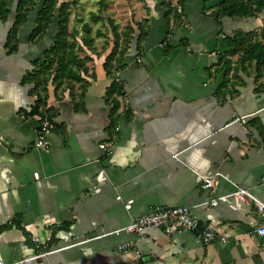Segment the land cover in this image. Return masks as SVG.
<instances>
[{
    "label": "crops",
    "instance_id": "obj_1",
    "mask_svg": "<svg viewBox=\"0 0 264 264\" xmlns=\"http://www.w3.org/2000/svg\"><path fill=\"white\" fill-rule=\"evenodd\" d=\"M161 2L144 0L134 17L145 20L146 35L139 51L131 45L114 67L124 95L113 116L106 101L112 80L103 67L111 41L101 53V36L93 43L101 55L88 51L87 86L78 84L74 94L47 86L45 105L56 128L45 149L33 144L36 97L21 81L52 32L30 44L28 29L13 54L0 40V262L264 264V237L256 232L264 220L252 200L204 205L234 184L264 204V90H255L264 79L242 75V84L233 68L223 87L220 60L234 67V58L214 8L187 0L174 22ZM170 5L178 7L176 0ZM240 27L222 22L229 36ZM110 37L108 31L103 40ZM216 172L227 179L202 187V177ZM157 206L189 207L200 229L210 225L229 237L203 244L196 233L175 228L116 232ZM126 242L136 243L139 256L119 252Z\"/></svg>",
    "mask_w": 264,
    "mask_h": 264
},
{
    "label": "trees",
    "instance_id": "obj_2",
    "mask_svg": "<svg viewBox=\"0 0 264 264\" xmlns=\"http://www.w3.org/2000/svg\"><path fill=\"white\" fill-rule=\"evenodd\" d=\"M186 2L187 0H176V4L180 8V11H178L176 7L162 0L161 4L166 8L164 16L167 19L171 16L174 22H178L181 15H183ZM211 2L212 4L207 6ZM202 3V10L204 11L214 8V19L220 27L219 33H223V40L230 47L227 54L231 56L240 53L237 60L239 67L236 66L237 68L231 66L230 59L221 58L222 64L219 71H222L223 74V87L226 85L228 75L233 68L234 78L242 84H244L242 75L253 77L254 83H257L260 78L264 79V42L262 41L264 39V27L259 38H256L254 29L245 30L240 27L234 30L232 36L225 34L222 30L224 20H231L243 25L245 20L256 19L264 13V0H202ZM68 6L67 1L58 2V0H0V25L9 24L3 38V46L7 50L6 54H13L18 51L21 43L20 32L27 24L31 23L32 25L26 34L27 42L36 44L51 32L52 26L55 24L54 20H56V28L50 44L32 61V70L27 72L21 81L23 84L31 86L30 93L36 97L33 108L36 114L38 106L46 103L47 86L49 84L53 85L55 83L53 85L55 91L61 85L63 78L78 81L79 86L82 88L88 84V82L83 81L81 73H87L85 63L90 60V57L87 55L84 57L78 56L75 47L77 46L79 51L82 47L93 51L91 48L94 38L91 37V29L85 26L86 36L81 39L82 47L74 41L69 42L66 40ZM143 22L145 23V20L134 22V27L127 26V31L124 32V35L128 36L129 48L134 44L137 51L140 49L141 40L146 35ZM110 24H113V21L110 20ZM97 34L96 32L95 35ZM112 34L114 39L111 41V48L105 56L103 67L112 80L106 90V101L111 104L110 111L113 116L118 109L117 97L124 95L123 87L115 73L117 68H114L113 61H115V56H118L116 61L120 64L128 48L117 52V40L120 34L113 25ZM55 58L56 68L51 82H48V79L43 78V75L47 70H50ZM113 69L116 71H113ZM255 90H264V80L256 84Z\"/></svg>",
    "mask_w": 264,
    "mask_h": 264
},
{
    "label": "rangeland",
    "instance_id": "obj_3",
    "mask_svg": "<svg viewBox=\"0 0 264 264\" xmlns=\"http://www.w3.org/2000/svg\"><path fill=\"white\" fill-rule=\"evenodd\" d=\"M67 1L69 6L67 9V18L68 21L66 23V40L67 41H74L77 45L81 46V39L82 37L86 36L84 28L91 29L92 32L98 34L94 36V40L98 39L97 37L101 36L100 40L103 43H100L102 47L101 53L104 52V49L108 46L109 42L114 39L112 34V25L116 27L120 36L117 40V52L121 50H125L129 48L128 44V36L124 35V32L127 31V26L134 27V17L137 15L141 7H144V0H58V2ZM166 3H171L172 0H163ZM216 1V0H215ZM110 20L113 21V24H110ZM56 24V20H54ZM55 24H53V29H51V35L55 30ZM8 25H0V40L4 38L6 33V29ZM31 23L27 24L20 32V34L25 33L29 28H31ZM144 26V23H143ZM245 30L254 29L256 38H259L262 33V28L264 27V13L259 15L256 19L253 20H245L243 25H240ZM110 31L111 37L109 39L103 40V37L106 36V33ZM88 37L90 35H87ZM103 36V37H102ZM87 37V38H88ZM264 42V39L262 40ZM78 56L84 57L89 56L88 51L92 53L99 54L96 51V47L92 44L93 51L89 48L82 47L81 51L75 47ZM240 53L232 55L234 66H238V58ZM118 56H115V61H113V66L118 67L119 62H117ZM56 58L53 61V65L51 66L50 70H47L43 78L48 79V82H51V78L54 74L56 68ZM237 68V67H236ZM115 69H113L114 71ZM86 75V74H85ZM82 76V73H81ZM262 82V81H261ZM55 84V83H54ZM53 84V85H54ZM80 84L78 81H73L69 79H62L61 85L57 88V92H67L74 94L77 85Z\"/></svg>",
    "mask_w": 264,
    "mask_h": 264
},
{
    "label": "built area",
    "instance_id": "obj_4",
    "mask_svg": "<svg viewBox=\"0 0 264 264\" xmlns=\"http://www.w3.org/2000/svg\"><path fill=\"white\" fill-rule=\"evenodd\" d=\"M177 10L180 11L179 6ZM37 126H36V138L33 142L36 148H48L49 142L46 138L47 133L54 130L56 128L55 122L49 115L48 108L46 105H39L37 108ZM242 123L246 122V117L242 116L237 118ZM99 147L107 151V144L101 143ZM37 178V175H35ZM220 179H227L221 173H214L210 176L202 177V187L204 188H212ZM228 197H234L238 200H252L254 203V207L258 212L259 216L264 220V204L258 201L245 187L234 184L233 190L226 195L215 196L210 200L204 203V205L214 206L219 201L225 200ZM132 200H128L125 202V206L129 207ZM175 228L181 231L194 232L197 234L198 238L202 241L203 244H209L213 241L220 240L222 242L227 241L229 235L226 232H218L212 226L207 225L204 228L200 229L198 218L192 213L191 208L179 206V207H164L157 206L148 209L145 213L133 218L131 222L125 227L117 230L124 231L127 233H134L136 235H141L145 229L147 228ZM257 234L260 237H264V223L260 224V226L256 230ZM34 241H38V239L34 238ZM262 246H264V241L262 242ZM119 252L122 254L132 253L135 256H139V250L137 248L136 243L126 242L122 243L118 246ZM50 250H46L44 252H38L35 257H41L48 253ZM0 264H4L0 262ZM19 264V263H18Z\"/></svg>",
    "mask_w": 264,
    "mask_h": 264
}]
</instances>
